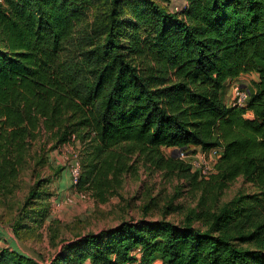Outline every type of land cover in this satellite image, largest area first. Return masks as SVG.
<instances>
[{
  "label": "trees",
  "instance_id": "1",
  "mask_svg": "<svg viewBox=\"0 0 264 264\" xmlns=\"http://www.w3.org/2000/svg\"><path fill=\"white\" fill-rule=\"evenodd\" d=\"M92 1L0 0V198L16 192L32 161L33 171L45 161L47 142L78 139V187L98 202L120 188L133 155L200 192L183 224L124 221L78 240L72 248L85 262L264 264V0H185L173 12L156 0H110L98 33L81 29ZM120 4L128 20L116 17ZM251 72L246 107L228 106L226 83ZM162 148H218L216 172L201 179ZM238 177L256 187L252 205L219 206ZM42 194L35 186L26 203Z\"/></svg>",
  "mask_w": 264,
  "mask_h": 264
},
{
  "label": "rangeland",
  "instance_id": "2",
  "mask_svg": "<svg viewBox=\"0 0 264 264\" xmlns=\"http://www.w3.org/2000/svg\"><path fill=\"white\" fill-rule=\"evenodd\" d=\"M156 1L161 6L166 5L170 12L186 5L185 0ZM109 4L110 0L89 3L84 10L85 24L81 29L102 31L109 22L108 15L112 10ZM118 8L116 17L119 20L133 16L125 5L120 4ZM128 30L133 32L135 29ZM139 32L143 38L151 34L145 26L139 27ZM256 81V73L242 74L226 83L224 94L229 92L233 83L251 93ZM226 104H229L228 99ZM45 149V161L37 165L35 171L36 161H32L30 167L20 174L16 192L0 198V255H8V262L0 261V264H88L80 257L79 249L72 248L78 240L117 228L124 221L164 218L183 224L197 209L200 192L192 188L180 172L156 169L136 155L131 158L132 168L123 175L120 188L106 202H98L86 189L87 184L76 189L72 185L70 166L75 160L82 165V143L78 139L62 144L50 141ZM178 150L161 149L166 157L175 159H179ZM35 186L42 188L41 200L26 203L30 190ZM82 191L87 193L86 199L80 197ZM254 194H258L256 187L238 177L221 194L219 206L242 199V202L231 206L246 209L252 205V199L247 197ZM192 224L206 228L200 220H194ZM249 230L244 229L245 232ZM243 247L258 250L260 245L256 241H248ZM60 256H66L65 261L57 262Z\"/></svg>",
  "mask_w": 264,
  "mask_h": 264
},
{
  "label": "built area",
  "instance_id": "3",
  "mask_svg": "<svg viewBox=\"0 0 264 264\" xmlns=\"http://www.w3.org/2000/svg\"><path fill=\"white\" fill-rule=\"evenodd\" d=\"M183 7H185V5L181 8H176V10H181ZM249 96L250 93L236 83H233L228 99L229 104L227 105L245 108ZM249 114L250 112L247 111L246 116H250ZM178 157L185 164L189 165L192 173L197 174L201 179H208L216 172V163L220 157V150L218 148H213L209 151H203L201 148H193L187 151L179 149ZM80 171V163L78 160H75L70 166L71 181L75 189L78 187ZM80 197L86 199L87 193L83 191L80 192Z\"/></svg>",
  "mask_w": 264,
  "mask_h": 264
},
{
  "label": "crops",
  "instance_id": "4",
  "mask_svg": "<svg viewBox=\"0 0 264 264\" xmlns=\"http://www.w3.org/2000/svg\"><path fill=\"white\" fill-rule=\"evenodd\" d=\"M230 89H229V92L228 93H226V97H227V99H228V97H229V94H230ZM249 115H251V113L249 114ZM152 264H162L160 261H155V262H153Z\"/></svg>",
  "mask_w": 264,
  "mask_h": 264
}]
</instances>
